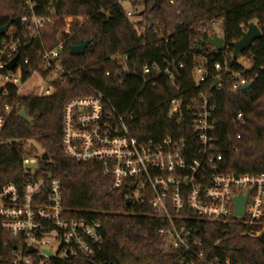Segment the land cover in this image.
<instances>
[{
  "label": "built area",
  "instance_id": "obj_1",
  "mask_svg": "<svg viewBox=\"0 0 264 264\" xmlns=\"http://www.w3.org/2000/svg\"><path fill=\"white\" fill-rule=\"evenodd\" d=\"M115 1L139 30L148 19L149 10H160L162 6L178 9L182 4L181 0H159V8L153 10L156 0ZM24 3L28 14L20 18L19 27L11 25L0 37V133L18 111L22 98L55 97L60 87H66L70 79H75L67 68L65 46L60 40L62 34H70L75 19L61 18L63 26L57 35V44L49 48L45 46L44 37L60 20L55 3L46 2L39 13L32 0H24ZM125 5L131 9H126ZM135 17L141 21L133 22ZM223 24L224 18L213 19L205 25H193L187 31L198 30L208 35L209 40L224 39ZM242 30L246 33L248 28L242 27ZM154 34L158 36L157 41L164 43L166 56L162 64L144 62L138 69L128 56L115 59L119 61L117 76L121 77V84L125 79L135 78L141 82L130 107L119 111L94 89L89 96L74 98L65 105L62 152L76 162L101 164L104 173L113 179L112 189L128 187L133 190V200L142 205L147 203L149 217L165 224L159 236L165 238L171 250L181 252L177 261L183 264L187 259L191 262L196 259L204 264H219L218 259L208 261L205 253L198 250L203 245L196 237L199 224L237 225L250 228L244 235L259 237L263 230L253 228L261 225L264 216V173L225 172L224 144L217 132V107L205 87L219 92L229 80V90L236 93L252 82L230 68L231 60L227 52H223L224 47L217 52L208 45L215 53L225 55L224 64H211L208 58L191 51L171 54L174 34L159 36L156 28ZM37 45L39 49L35 48ZM156 50H159L158 44ZM186 57L193 58L192 87L197 93L187 105L185 95L164 103L169 109L168 117L176 118L178 125L184 122V111L193 117L191 138H146L144 134L150 126L145 118L152 113L142 109L145 96L159 88L175 87L181 91L178 84L186 70L182 61ZM230 57L233 61V53ZM15 59L16 65L11 69ZM106 76L110 77L111 72ZM215 80H219V84L212 90ZM231 124L244 126L243 113H238ZM232 150L238 151L234 147ZM22 169V181L0 186V225L19 247L14 260L8 264H51L52 261L78 264L95 260L104 243L102 224L77 217V212L64 207L61 182L44 170L38 157L24 158ZM241 196L247 197V202L244 215L239 217L233 199ZM217 246L218 243L213 248ZM0 264L7 263L0 261Z\"/></svg>",
  "mask_w": 264,
  "mask_h": 264
},
{
  "label": "trees",
  "instance_id": "obj_2",
  "mask_svg": "<svg viewBox=\"0 0 264 264\" xmlns=\"http://www.w3.org/2000/svg\"><path fill=\"white\" fill-rule=\"evenodd\" d=\"M32 1L38 13L46 2H54L60 18L44 37L46 47L56 46L57 35L63 26L61 18L75 19L70 34L60 37L65 46L67 68L75 79H70L66 87H60L55 97H28L18 102V111L0 133V143H3L0 145V186L22 181L23 159L38 157L44 170L61 182L64 207L77 212V217L97 220L103 226L104 243L96 259L78 264H182L177 261L181 252L171 250L165 238L158 234L165 224L149 217L147 203L142 205L131 198L132 189H112L113 179L104 173L101 164L80 163L64 156L61 148L63 110L70 100L89 96L91 89L105 95L119 111L130 107L141 82L135 78L125 79L121 84V77L117 76L119 61L115 59L128 56L138 69L144 62L162 64L166 56L164 43L157 41L155 28L159 36L174 34L171 42H175V46L170 45L171 54L191 51L208 58L211 64H224L225 55L215 53L208 46V35L195 29L187 31L193 25H205L213 19L224 18L223 52H227L231 60L230 68L252 82L249 89L236 93L229 90V80L219 92L205 87L206 94L217 107V132L224 144V170L235 175L264 173V0H181L178 9L162 6L160 10H149L148 19L140 25V30L115 0ZM26 14L28 9L24 0H0V29L10 22L19 27L20 18ZM149 17L153 18L154 27H151ZM252 23L259 27L262 37L241 56L251 64V69L245 70L230 56L232 45L243 37L242 27L248 28ZM86 41L91 44L83 55L71 53L72 47ZM157 44L159 50H156ZM182 61L186 70L177 83L181 91L175 87L170 90L159 88L145 96L142 109L152 113L145 118L150 126L144 134L146 138H191L193 117L184 111V122L178 125L176 118L168 117L169 109L164 103L185 95L187 105L197 93L192 87L193 58L186 57ZM107 72H111L110 77L106 76ZM22 111L26 112L29 122L20 117ZM238 113L245 117L244 126L231 124ZM238 135L240 139H237ZM233 147L238 151L232 150ZM199 226L196 237L203 245L198 250L205 253L208 261L216 258L219 264L227 261L229 264H264V216L261 225L253 228L263 230L255 238L243 234L250 228L237 225L200 223ZM217 243L218 246L213 248ZM17 250V241L0 225V261L11 263ZM51 264L62 263L52 261ZM183 264L204 263L187 259Z\"/></svg>",
  "mask_w": 264,
  "mask_h": 264
},
{
  "label": "water",
  "instance_id": "obj_3",
  "mask_svg": "<svg viewBox=\"0 0 264 264\" xmlns=\"http://www.w3.org/2000/svg\"><path fill=\"white\" fill-rule=\"evenodd\" d=\"M160 6V1L156 0L154 5H153V10L154 9H158ZM143 15V13H141V16ZM12 22L8 23L6 26H4L3 28L0 29V37L3 36L8 29L11 27ZM150 25L152 27L153 25V20L150 19ZM262 37V33L259 29V27L252 23L249 25L248 27V31L246 33L243 34V37L241 40H239L238 42L234 43L232 45L233 48V60L237 61L238 59H240V57L248 50L251 49V47L254 45V43L261 39ZM91 42L90 41H86L84 43H82L81 45L78 46H74L71 48V53L75 56L78 55H83L86 50L88 49V47L90 46ZM208 45L214 47V50L219 52L223 49L224 47V39L220 38V37H214L212 39H210L208 41ZM16 65V59L12 62V64L10 65V68L13 69ZM219 84V80H215L212 90L215 89V87ZM251 87L250 84L245 85L242 90H247ZM20 117L26 121L29 122V118L26 114L25 111H22L20 113ZM247 202V197H239L236 199H233V203L235 206V212L236 215L239 217H242L244 215V210H245V205ZM29 253H32V249H30Z\"/></svg>",
  "mask_w": 264,
  "mask_h": 264
},
{
  "label": "rangeland",
  "instance_id": "obj_4",
  "mask_svg": "<svg viewBox=\"0 0 264 264\" xmlns=\"http://www.w3.org/2000/svg\"><path fill=\"white\" fill-rule=\"evenodd\" d=\"M126 9H131L129 5H125ZM133 22H139L141 21V19L138 18H133L132 19ZM237 63L242 66L245 70H250L251 69V64L244 58V57H240V59L237 60ZM37 149L39 150V152L41 153V149L37 147ZM51 239V238H50Z\"/></svg>",
  "mask_w": 264,
  "mask_h": 264
}]
</instances>
